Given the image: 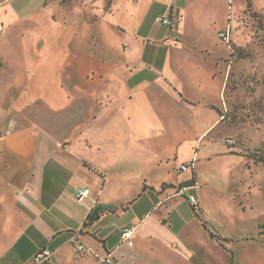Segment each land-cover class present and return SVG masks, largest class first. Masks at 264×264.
<instances>
[{
	"label": "crops",
	"instance_id": "obj_1",
	"mask_svg": "<svg viewBox=\"0 0 264 264\" xmlns=\"http://www.w3.org/2000/svg\"><path fill=\"white\" fill-rule=\"evenodd\" d=\"M227 1L0 0V264H146L158 246H182L198 214L178 210L188 184L164 183L154 166L147 174L154 159L143 146L160 127L138 97L161 96L195 124L202 103L179 99L190 89L179 77L191 63L220 68L210 40L232 31ZM84 28L131 55L83 53ZM123 158L133 174L131 163L116 168ZM83 189L91 195L78 202ZM124 228L135 229L132 244Z\"/></svg>",
	"mask_w": 264,
	"mask_h": 264
},
{
	"label": "rangeland",
	"instance_id": "obj_2",
	"mask_svg": "<svg viewBox=\"0 0 264 264\" xmlns=\"http://www.w3.org/2000/svg\"><path fill=\"white\" fill-rule=\"evenodd\" d=\"M251 2L253 8L248 11L246 0H235L234 8L227 1L230 41L237 52L217 35L210 47L220 68L214 71L211 64L191 63L187 65L191 71L186 68L179 77L190 86L179 99L202 103L194 114L195 124L193 114L161 96L138 97L147 112L146 122L160 127L155 143L143 146L148 158L154 159L147 174H152L154 166L163 172L164 183L176 188L188 184L175 201L181 203L178 210L185 218L198 214L186 227L187 236H181L182 246L172 250L164 243L157 248L160 257L154 261L147 254L146 264H264V164L254 159L255 154L264 157V0ZM82 34L91 41L84 43L83 53L105 56L112 52L122 57L126 51L131 55L132 50L112 49L111 43H102L95 32L84 28ZM104 35L111 37L110 33ZM198 83L202 89L197 88ZM211 85L214 90L208 91ZM199 120L204 121L202 128ZM128 163L133 174L129 158L120 160L116 168H127ZM183 165L187 169L181 170ZM189 190L198 202L195 211L187 201ZM165 192L176 190L168 187Z\"/></svg>",
	"mask_w": 264,
	"mask_h": 264
},
{
	"label": "built area",
	"instance_id": "obj_3",
	"mask_svg": "<svg viewBox=\"0 0 264 264\" xmlns=\"http://www.w3.org/2000/svg\"><path fill=\"white\" fill-rule=\"evenodd\" d=\"M156 23L162 25V26H166V27H170L173 26V20L170 17H157L156 18ZM228 31L225 30L224 32L220 33V38L225 41V42H229L231 45V41H230V33H231V28L230 26H228ZM187 169V167L185 165L181 166V170H185ZM91 195V190L90 189H83V190H78L75 194V198L78 202H83L85 201L89 196ZM188 202L190 204V206L194 209V211L198 208V202L197 199L190 195L188 197ZM134 228H124L122 230V239L126 242H129L130 244H132V236L134 233ZM76 248L80 253H86L88 251H90L89 249H86L84 245L82 244H76ZM50 251L49 250H42L40 252H38V254L36 255L34 261L35 262H40L43 259L47 258L48 256H50ZM103 263L105 264H113V260L111 257H107L106 259L102 260Z\"/></svg>",
	"mask_w": 264,
	"mask_h": 264
},
{
	"label": "trees",
	"instance_id": "obj_4",
	"mask_svg": "<svg viewBox=\"0 0 264 264\" xmlns=\"http://www.w3.org/2000/svg\"><path fill=\"white\" fill-rule=\"evenodd\" d=\"M246 2H247V10L248 11H251V9L253 8V4L251 3L250 0H246ZM231 47H232V51H234V53H236L237 50L233 46H231ZM254 159H255L256 163H262V164H264V157L260 156L259 154H255Z\"/></svg>",
	"mask_w": 264,
	"mask_h": 264
}]
</instances>
